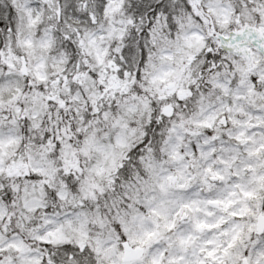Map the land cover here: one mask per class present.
<instances>
[{"label":"snow or ice","instance_id":"6c2138e0","mask_svg":"<svg viewBox=\"0 0 264 264\" xmlns=\"http://www.w3.org/2000/svg\"><path fill=\"white\" fill-rule=\"evenodd\" d=\"M0 264H264V0H0Z\"/></svg>","mask_w":264,"mask_h":264}]
</instances>
